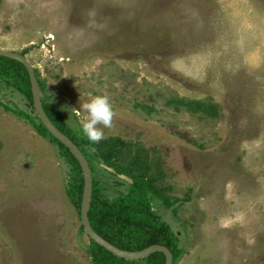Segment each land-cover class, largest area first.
<instances>
[{
  "label": "rangeland",
  "instance_id": "obj_1",
  "mask_svg": "<svg viewBox=\"0 0 264 264\" xmlns=\"http://www.w3.org/2000/svg\"><path fill=\"white\" fill-rule=\"evenodd\" d=\"M0 48L26 51L78 137L73 109L110 98L105 138L132 146L117 164L140 155L161 174L170 206L151 207L183 249L176 264H264V0H0ZM0 100L36 117L1 79ZM91 162L103 192L124 191ZM68 173L55 143L0 107V264H92Z\"/></svg>",
  "mask_w": 264,
  "mask_h": 264
},
{
  "label": "trees",
  "instance_id": "obj_2",
  "mask_svg": "<svg viewBox=\"0 0 264 264\" xmlns=\"http://www.w3.org/2000/svg\"><path fill=\"white\" fill-rule=\"evenodd\" d=\"M26 51H22V54ZM36 74V71H35ZM37 77V76H36ZM0 79L12 85L23 93L32 104L30 83L25 67L18 61L0 56ZM39 86L41 83L37 78ZM44 111L50 120L65 133L80 149L88 161L91 172L94 166L91 159L103 162L113 167L118 173H123L132 179V183L125 181L124 191H117L109 197L103 192L99 183L92 176V194L88 209V218L92 228L105 240L116 247L126 250H140L152 244L166 246L173 257L172 264H176L183 249L178 244L176 235L173 234L167 223L161 221L159 216L152 210L151 201L159 200L161 204L169 207L168 198L163 195L164 186H158L156 181L161 179V174L156 171L150 173L152 164L145 158L127 160L123 166L115 160L123 156L127 151L131 152L132 146L119 137L111 136L104 138L99 143L93 144L88 139L73 134L63 123L59 114L42 100ZM177 103L190 112H202L215 114L214 104L202 100L178 99ZM5 109L12 112L16 117L29 122L42 136L48 137L58 146L59 154L67 164L68 175L66 192L71 202L80 208L83 189V175L76 158L69 149L54 138L41 123L39 118L32 117L19 109ZM90 145L94 150H89ZM127 155V154H125ZM109 172V171H108ZM110 173V172H109ZM80 228L83 230L82 225ZM88 251L91 254L92 264H163L165 257L162 252H154L140 259H126L118 257L104 247L89 238Z\"/></svg>",
  "mask_w": 264,
  "mask_h": 264
},
{
  "label": "water",
  "instance_id": "obj_3",
  "mask_svg": "<svg viewBox=\"0 0 264 264\" xmlns=\"http://www.w3.org/2000/svg\"><path fill=\"white\" fill-rule=\"evenodd\" d=\"M0 56H4L16 60L25 67L29 78L32 105L36 113V116L39 118L41 123L47 129V131L54 138H56L59 142H61L65 147L69 149L71 154L76 158V160L79 163L83 175V189H82V195L80 201L79 215H80L81 225L88 238H90L100 246L104 247L112 254L121 258L140 259L154 252H162L165 257L163 264H172L173 262L172 254L170 250L164 245L152 244L143 249L135 250V251L121 249L119 247L114 246L107 240H105L92 228L87 214L90 205L91 194H92V172L87 159L80 151L78 146L65 133H63L60 129H58L55 124H53V122L50 120V118L47 116L46 112L44 111L41 101V90L35 75L34 67L28 61L26 56L19 52L2 49V48H0ZM102 166L107 170H109L110 172L115 173L120 179H123L128 183H132V179L130 177L121 173H116L113 168L108 167L104 164H102Z\"/></svg>",
  "mask_w": 264,
  "mask_h": 264
},
{
  "label": "clouds",
  "instance_id": "obj_4",
  "mask_svg": "<svg viewBox=\"0 0 264 264\" xmlns=\"http://www.w3.org/2000/svg\"><path fill=\"white\" fill-rule=\"evenodd\" d=\"M73 111L79 118L80 130L93 144L105 138L104 129L113 127L116 115L113 104L106 94L89 95L88 99L81 103L80 108Z\"/></svg>",
  "mask_w": 264,
  "mask_h": 264
},
{
  "label": "flooded vegetation",
  "instance_id": "obj_5",
  "mask_svg": "<svg viewBox=\"0 0 264 264\" xmlns=\"http://www.w3.org/2000/svg\"><path fill=\"white\" fill-rule=\"evenodd\" d=\"M5 106H7V105H5V103H3L1 100H0V107H3V108H5ZM10 112V111H9ZM19 118V117H18ZM19 119H21V120H23V121H26L25 119H23V118H19ZM36 131V130H35ZM37 132V131H36ZM38 133V132H37ZM39 134V133H38Z\"/></svg>",
  "mask_w": 264,
  "mask_h": 264
}]
</instances>
